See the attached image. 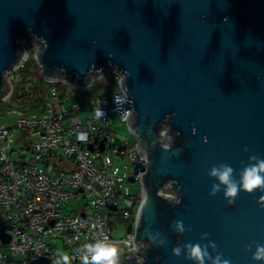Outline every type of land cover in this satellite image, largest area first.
<instances>
[{
  "label": "water",
  "instance_id": "obj_1",
  "mask_svg": "<svg viewBox=\"0 0 264 264\" xmlns=\"http://www.w3.org/2000/svg\"><path fill=\"white\" fill-rule=\"evenodd\" d=\"M22 36L46 79L87 87L106 69L123 74L135 111L126 126L145 163L129 177L144 170L133 247L107 240L123 249L121 264H196L171 248L208 240L230 264H264L251 259L255 244L245 249L264 245V191L241 190L228 205L222 191L209 195L218 181L208 175L223 163L238 180L250 155L264 159V0H0L2 100L26 56ZM167 183L174 196L161 192ZM145 229L165 243L152 244Z\"/></svg>",
  "mask_w": 264,
  "mask_h": 264
},
{
  "label": "built area",
  "instance_id": "obj_2",
  "mask_svg": "<svg viewBox=\"0 0 264 264\" xmlns=\"http://www.w3.org/2000/svg\"><path fill=\"white\" fill-rule=\"evenodd\" d=\"M27 58L26 49L25 58L11 72ZM108 76L115 86L88 98L87 110L78 101L67 102L66 89L60 90L57 83L76 86L45 77L47 92L41 103L22 109L9 106L7 111L17 117L14 126L0 127V264H28L37 257L55 264L58 241L70 249L74 264H81L78 250L95 240H125L128 248L133 247L144 170L135 174L137 192L131 191L134 184L129 177L137 162H145L135 144L117 138L116 133L111 135L115 117L126 123L113 102L123 74L119 69H106L87 87L76 88H93ZM10 85V94L0 102H12L11 81ZM100 107L106 113L103 119L95 115ZM123 107L133 108L128 103ZM81 133L84 140L78 138ZM123 159L128 163L121 168L117 161ZM161 192L175 195L169 183ZM72 201L73 206L67 208ZM115 212L131 218L129 229L120 238L111 236L110 214ZM2 232L8 235L7 241ZM135 254L141 258L139 252Z\"/></svg>",
  "mask_w": 264,
  "mask_h": 264
},
{
  "label": "clouds",
  "instance_id": "obj_3",
  "mask_svg": "<svg viewBox=\"0 0 264 264\" xmlns=\"http://www.w3.org/2000/svg\"><path fill=\"white\" fill-rule=\"evenodd\" d=\"M124 74L126 78L128 74L126 72H124ZM113 102L116 106V111L122 115L125 121L135 114L133 108L129 111V109L123 107L125 103H133L129 98L125 79L120 82V91L114 94ZM95 115L98 119L106 117V113L101 107L96 110ZM170 118V116L165 117L167 120ZM192 132L193 134L196 132L194 126L192 127ZM78 138L84 140L86 137L84 133H81ZM169 147V145H164L161 148L167 150ZM243 151L247 152V147H245ZM248 160L250 163L245 165L240 171L238 180L234 177V169L227 164L221 163L211 167L208 175L214 177L218 183H213L211 185L209 195H216L222 191L224 198L227 200V204L233 205L241 190L246 193L264 191V159H260L256 155H250ZM252 161H255V163H251ZM262 197H264V195L259 198L258 203L264 208V202H261ZM148 202L149 201H146V205ZM179 202L178 199L176 203L178 204ZM171 227L175 232L180 234L184 233L186 230L182 220L173 221ZM188 230L190 231L191 229L189 228ZM145 236L156 246H162L165 243L159 231L151 232L145 229ZM207 237L208 233L201 234L202 239H206ZM253 244H255V251L252 252L251 259L264 262V245L253 242L245 246L246 251L251 250ZM182 248L185 252L186 259L192 260L196 262V264H206V261L209 262V264H230L229 259L222 258L223 254L217 251L216 244L211 240H208L207 244L189 242L183 244L182 247L174 246L171 248V253L179 257L182 254ZM209 249H211L215 255H212ZM122 252L123 249L119 245L104 239H99L85 244L78 250L77 254L81 259V264H121ZM57 255L58 259L55 261V264H72V260L74 259L73 256L63 253H58Z\"/></svg>",
  "mask_w": 264,
  "mask_h": 264
},
{
  "label": "rangeland",
  "instance_id": "obj_4",
  "mask_svg": "<svg viewBox=\"0 0 264 264\" xmlns=\"http://www.w3.org/2000/svg\"><path fill=\"white\" fill-rule=\"evenodd\" d=\"M20 41L22 45L24 46V48H26L28 51V58L23 63V65L19 67V69L16 72H10L7 76L8 81L10 83L13 75H15L14 82L17 85V87L21 81L25 80L33 72H39V74L44 80V77L41 74V69L39 65L37 64L36 59L34 57L36 46L34 45L33 41L28 39L26 36L25 37L22 36ZM112 80L113 79L110 76L104 78L103 81H100L101 88L99 89L95 86L93 88H88V89L87 88H76L68 84L66 86V84L63 83L66 86V88L63 87V89H66L67 95L69 96V100L67 102L70 103L72 101H78L81 103L83 109L87 110L88 106L86 102L88 98L94 96L96 93L106 90L109 87H114L115 83ZM8 109H9V106L6 103L0 102V127L15 125V120L17 116L15 114L9 113L7 111ZM111 128L113 129L111 131L112 136L116 133L117 138L128 139V143L130 145L135 144L138 140V138L134 136V134L127 128L126 123L123 121H119L116 117L114 118ZM125 163H128L127 159L117 161V164L121 168L124 166ZM133 184L134 186H131L130 189L133 192H137L138 190L137 181H134ZM164 191L165 192L169 191V189L168 188L164 189ZM73 204H74L73 201L70 202L67 208H71ZM132 212H134V208L132 209ZM110 224H111L110 225L111 226V236L113 238H120L124 236L127 230L129 229V225L131 224V218L124 217L121 212H115L113 214H110ZM69 252H70V249L67 247L61 246L60 241H58L57 248L55 250L57 259H58V255H57L58 253L69 254ZM72 264L74 263L72 262Z\"/></svg>",
  "mask_w": 264,
  "mask_h": 264
},
{
  "label": "trees",
  "instance_id": "obj_5",
  "mask_svg": "<svg viewBox=\"0 0 264 264\" xmlns=\"http://www.w3.org/2000/svg\"><path fill=\"white\" fill-rule=\"evenodd\" d=\"M14 78L15 75H13L11 80L13 84L12 102L7 104L8 106L16 105L18 109H22L23 107L32 108L41 103L47 92V82L43 80L39 72L30 74L25 80L18 84V87L14 82ZM94 86L98 89L101 88L100 82L96 83ZM57 87L63 90L64 86L61 83H57Z\"/></svg>",
  "mask_w": 264,
  "mask_h": 264
}]
</instances>
